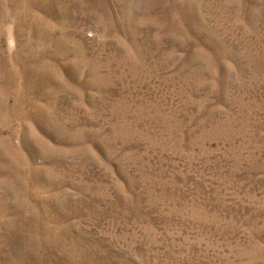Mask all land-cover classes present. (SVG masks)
<instances>
[{"label":"rangeland","instance_id":"1","mask_svg":"<svg viewBox=\"0 0 264 264\" xmlns=\"http://www.w3.org/2000/svg\"><path fill=\"white\" fill-rule=\"evenodd\" d=\"M0 264H264V0H0Z\"/></svg>","mask_w":264,"mask_h":264}]
</instances>
